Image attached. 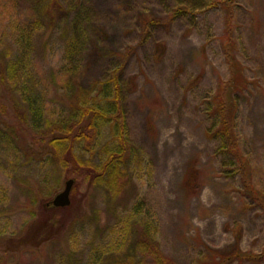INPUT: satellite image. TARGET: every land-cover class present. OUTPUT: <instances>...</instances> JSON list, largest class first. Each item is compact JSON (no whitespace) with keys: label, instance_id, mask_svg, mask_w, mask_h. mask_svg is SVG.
Wrapping results in <instances>:
<instances>
[{"label":"rangeland","instance_id":"374dc122","mask_svg":"<svg viewBox=\"0 0 264 264\" xmlns=\"http://www.w3.org/2000/svg\"><path fill=\"white\" fill-rule=\"evenodd\" d=\"M61 1L84 8L66 33L64 24L50 28L32 0H0V264H92L94 252L122 233L138 196L156 210L158 240L173 264L211 260L209 249L228 252L237 235L242 250L263 252L264 208L247 197L243 163L264 195V0H238L229 32L226 5L208 9L212 0ZM180 5L198 7L196 15L172 19ZM41 17L44 26L28 48L20 30ZM153 18L159 23L145 27ZM74 34L78 44L68 54ZM229 38L250 81L236 96L244 160L234 164L207 132L212 116L205 104L229 78ZM73 62L82 65L85 86L120 64L127 88L135 79L124 106L141 155L133 166L140 179L113 207L103 191L83 180L77 185L69 169L55 166L26 111V88L42 99L47 116L63 110L55 74ZM69 178L75 180L71 204L54 208L52 200ZM48 219L54 221L49 227ZM41 220L39 229L46 228L40 236L47 239L27 241ZM137 262L154 264L142 255Z\"/></svg>","mask_w":264,"mask_h":264},{"label":"trees","instance_id":"16d2710c","mask_svg":"<svg viewBox=\"0 0 264 264\" xmlns=\"http://www.w3.org/2000/svg\"><path fill=\"white\" fill-rule=\"evenodd\" d=\"M32 1L34 8L43 17L48 18L50 28L64 24V33L68 31L69 26H74L76 20L79 21V15L84 11L81 2H76L75 6L69 9L61 0ZM222 3L227 7L225 22L229 32L233 29L234 6L238 5V0H212L207 8H217ZM197 8L180 5L175 9L172 19L179 16H194ZM72 13L75 17L71 20ZM156 22L159 23V20L153 18L146 22L145 27ZM43 23L41 17L20 30V37L28 48L32 45L34 33L43 28ZM76 44L78 38L74 34L68 38L66 53H73ZM224 44L230 75L226 81L220 80L217 89L210 95L211 98L205 102L207 112L212 116V123L207 132L218 140V152L234 164L244 160L237 134L236 117L239 110L236 96L245 91L250 81L242 63L233 52L235 44L230 38ZM14 71L12 67L9 68L10 77ZM55 75L62 83L58 95L63 100L61 104L63 110L57 114L47 116L42 99L31 89H25L26 111L30 114L33 127L46 139L48 153L55 166L69 169L77 185L83 180L90 189L103 191L108 202L112 201L113 207L118 199L125 198L131 187L135 186L134 182L140 179L133 166L140 162L141 155L130 138L124 106V94L129 85L125 84L123 79L124 64L113 66L89 86L82 83L84 75L82 65L74 62L60 67ZM132 83L135 84L134 77H131L130 88L127 89H132ZM0 110H5V107H0ZM244 162L247 197L264 208V195L255 188L248 163ZM50 207L44 205L45 209ZM127 218L126 223L121 226L122 233L113 245L103 246L102 251L94 252L92 264H140L137 262L139 255L151 258L154 264H173L161 249L158 240L157 212L142 196H138L131 203ZM52 221L48 219L47 227L53 225ZM43 223L44 220L38 221L34 226L36 231L27 232L25 239L32 243L36 241L43 243L47 239L45 235L40 236L46 228L44 227L43 231L39 229ZM236 237L237 243L228 252L209 249L211 260L199 258L194 264H230L236 259L251 264L264 261V251L261 253L244 251L239 246V235Z\"/></svg>","mask_w":264,"mask_h":264},{"label":"water","instance_id":"95a60500","mask_svg":"<svg viewBox=\"0 0 264 264\" xmlns=\"http://www.w3.org/2000/svg\"><path fill=\"white\" fill-rule=\"evenodd\" d=\"M75 180L73 178H69L66 183L64 189L59 192L54 199L52 200V205L57 208L67 207L71 204V192L74 185Z\"/></svg>","mask_w":264,"mask_h":264}]
</instances>
